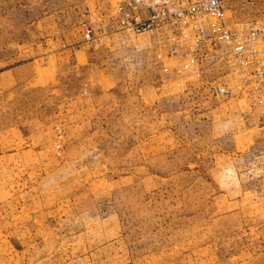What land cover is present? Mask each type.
Segmentation results:
<instances>
[{
	"label": "rangeland",
	"instance_id": "374dc122",
	"mask_svg": "<svg viewBox=\"0 0 264 264\" xmlns=\"http://www.w3.org/2000/svg\"><path fill=\"white\" fill-rule=\"evenodd\" d=\"M116 1L0 0V264H264V106L215 95L221 55L164 73L160 32L85 43Z\"/></svg>",
	"mask_w": 264,
	"mask_h": 264
},
{
	"label": "built area",
	"instance_id": "2783aa9c",
	"mask_svg": "<svg viewBox=\"0 0 264 264\" xmlns=\"http://www.w3.org/2000/svg\"><path fill=\"white\" fill-rule=\"evenodd\" d=\"M81 32L85 43L103 47L116 37L160 32L165 49L157 57L176 61L173 70L163 66V72L186 82L202 77L203 60L209 55H221L226 72L211 82L215 95H247L264 106V17L230 26L222 0H118L110 16L97 25L83 21ZM61 141L57 127L58 155Z\"/></svg>",
	"mask_w": 264,
	"mask_h": 264
},
{
	"label": "crops",
	"instance_id": "0c3cea01",
	"mask_svg": "<svg viewBox=\"0 0 264 264\" xmlns=\"http://www.w3.org/2000/svg\"><path fill=\"white\" fill-rule=\"evenodd\" d=\"M61 152V151H60ZM58 155V154H57ZM74 163V161H71V163H70V161H69V158H68V165H70V164H73ZM68 167V166H67ZM63 169H66V167L64 166V167H62ZM74 169V168H73ZM67 170L69 171L70 169H69V167L67 168Z\"/></svg>",
	"mask_w": 264,
	"mask_h": 264
}]
</instances>
